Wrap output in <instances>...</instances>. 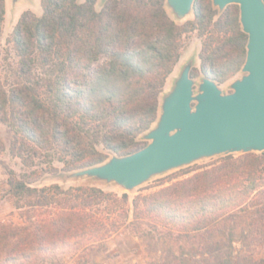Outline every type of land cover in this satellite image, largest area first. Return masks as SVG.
Listing matches in <instances>:
<instances>
[{
  "label": "trees",
  "instance_id": "16d2710c",
  "mask_svg": "<svg viewBox=\"0 0 264 264\" xmlns=\"http://www.w3.org/2000/svg\"><path fill=\"white\" fill-rule=\"evenodd\" d=\"M39 3L40 15L24 11L14 25L4 57L9 81L0 79V122L23 169L8 173L22 221L0 222V264L94 252L124 227L164 264H264L232 256L235 236L264 234V152L183 170L131 200L95 186H32L143 148L189 35L200 40L192 75L218 84L235 77L247 43L238 6L219 13L210 0H195L192 18L178 24L165 0H107L99 10L97 0ZM5 13L0 0V36Z\"/></svg>",
  "mask_w": 264,
  "mask_h": 264
},
{
  "label": "water",
  "instance_id": "95a60500",
  "mask_svg": "<svg viewBox=\"0 0 264 264\" xmlns=\"http://www.w3.org/2000/svg\"><path fill=\"white\" fill-rule=\"evenodd\" d=\"M22 0H12L10 12ZM107 0H99L102 6ZM195 0H165L173 20L192 14ZM222 13L237 5L241 31L247 36L241 76L228 85L204 75L192 76L195 56H190L160 96L159 113L140 140L146 145L124 156L110 155L102 164L60 171L65 179H90L113 183L131 192L154 177L198 161L230 154L264 152V0H210Z\"/></svg>",
  "mask_w": 264,
  "mask_h": 264
},
{
  "label": "rangeland",
  "instance_id": "374dc122",
  "mask_svg": "<svg viewBox=\"0 0 264 264\" xmlns=\"http://www.w3.org/2000/svg\"><path fill=\"white\" fill-rule=\"evenodd\" d=\"M82 3L84 0H77ZM208 1V0H202ZM12 0H5L6 3V13L5 20L2 28V33L0 36V79L2 82L9 81L5 69L7 68L6 62H4V57L6 56V50L9 49L7 39L9 38L14 25L16 24L18 18L24 11H31L36 15H40L41 7L39 0H22L20 3L16 4V7L12 12H10V4ZM96 10L101 8L99 0L96 3ZM170 15V14H169ZM172 17V16H171ZM192 15L186 17L183 21H176L178 24L184 23L190 20ZM199 53H200V40L194 35H189L186 38V45L184 53L176 65L173 73L167 79L164 91H168L173 78L177 75L180 70V66L190 57L195 56L196 61L193 67L199 70ZM192 69V70H193ZM192 74V73H191ZM193 77L199 79L200 73ZM241 73L239 72L235 77L226 81L223 84H219V88L225 93L231 92L228 88L230 82L234 79L239 78ZM6 84V82L4 83ZM0 140L4 144V150L0 152V222H12L20 223L22 221L21 211L16 209L14 206V198L9 192V187L7 184V178L9 171H13L16 175H20L23 172L21 162L17 158H13L9 154V142L10 133L6 125L0 122ZM145 142V141H144ZM261 153H253L256 155H261ZM234 157L240 156L239 154H230ZM228 156V155H227ZM226 157V156H223ZM223 157H213L210 159H205L198 161L190 166L170 171L164 175L157 176L149 180L148 182L142 184L131 192H125L115 184H106L103 182H96L90 179H65L56 175H45L39 181L34 183L32 186L35 188H40L42 186H48L51 184H58L63 189L69 187L78 186H95L101 188L106 192H113L118 196L126 193L131 200L137 194H148L158 190L163 183H167L169 179L174 175L182 172L183 170L192 169L195 167L206 166L213 162H216ZM165 183V184H166ZM159 253L155 252L146 242L134 235L129 227H124L118 233L114 234L111 238L107 239L103 246L97 248L94 252L76 253V252H66L58 256L53 257L50 260L44 261L41 264H164V261L159 257ZM232 256L236 261L240 260L242 257H252L254 260L264 259V234L262 233H252L245 234L243 236L237 235L232 243Z\"/></svg>",
  "mask_w": 264,
  "mask_h": 264
}]
</instances>
